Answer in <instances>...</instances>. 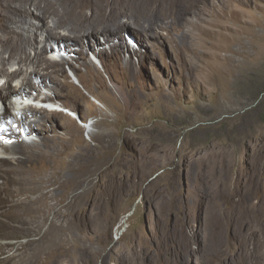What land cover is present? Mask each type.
Segmentation results:
<instances>
[{"label": "rangeland", "instance_id": "1", "mask_svg": "<svg viewBox=\"0 0 264 264\" xmlns=\"http://www.w3.org/2000/svg\"><path fill=\"white\" fill-rule=\"evenodd\" d=\"M116 1L128 12L174 20V25L161 36L153 35L158 28L148 36L129 25L113 42L98 34L95 46L80 45L93 69L64 53L60 58L67 59L68 79L59 95L49 87L60 83L55 75L44 84L33 78L35 88L27 93L53 95L73 116L58 112L45 130L26 126L28 141L38 138L33 153L41 155L23 166L24 187L32 198L25 210L45 191L29 190L46 178L45 171L32 172L43 165L42 155H49L45 163L60 177L52 188L57 209L43 221L30 213L15 218L12 214L23 207L6 198L2 219L14 224L9 232L18 233L6 243L31 248L6 263L264 264V254L247 252L250 228L241 227L239 235L225 232L221 246L211 248L217 228L200 229L198 217L208 211L205 222L213 221L209 214L217 203L223 210L243 207L248 195L236 196L228 185L235 190L244 174L264 163V0H129L137 4L133 10L128 0L106 3ZM6 103L16 120L11 131L6 119L16 144L22 139L17 132L24 129L9 99ZM81 140L92 149L85 158ZM108 182L118 199L105 189ZM257 183L253 199L264 200V181ZM82 206L87 215L81 214ZM38 207L44 210L47 204L40 200ZM12 220H23L24 230Z\"/></svg>", "mask_w": 264, "mask_h": 264}, {"label": "bare ground", "instance_id": "2", "mask_svg": "<svg viewBox=\"0 0 264 264\" xmlns=\"http://www.w3.org/2000/svg\"><path fill=\"white\" fill-rule=\"evenodd\" d=\"M106 1L0 0V111L4 112L3 115L0 116V128H5V130L0 131V147H2V149L4 147L6 151H9V153L4 152L8 155H4L0 150V179H2V183H0V264H7L6 261L16 258L19 253H30L28 251L31 250L28 244L16 245L11 242L6 243V240L12 241L13 239L17 238L16 236L18 234L15 231L9 232L8 230L11 229L14 224L12 222H9V224H7L6 219H2L3 215L6 216V198L8 199V204L11 203L12 206L14 205L23 207L21 211L12 214L15 216V218H19L23 214L30 213L31 215L39 214L38 216H40V219H42L43 221L47 219V216L50 213L56 211L57 209V205H55L52 195V188L56 185V183H58L60 177L55 174V172L53 173L52 171H50L49 166H47V164L45 163L46 160H48L49 155H42L40 160H42L43 165L41 167L32 168V172L38 174L39 172L42 173L45 171L47 172L46 178L37 179L36 185L32 186L29 190L40 191L43 188L45 191L42 193L41 197L37 199V205H35L33 208L29 207L27 211L25 210L27 201L31 200L32 198L30 194L27 193L28 191L24 187V185H26L28 181L24 178V174L26 173V171L24 170L23 166L26 164L28 165L30 162L33 163L35 157H38L37 155H39L33 153L35 148H38L36 147L37 143H35L38 138H33V140L28 141V138L30 139V135L28 134V130H26V126L31 128L32 130H45L47 123L54 119V117L59 116V113L56 111H47L43 108L34 106L29 103L30 97H32V95L30 92L27 93V90L28 88H35L33 78L38 79V84H44L46 82L50 83V75H55V78L58 79L61 84L53 81V83H51L49 87L50 90L53 91V93L59 95L63 91L62 85H64L66 79H68V75L66 74V70L64 67L65 64H68L67 59L60 58V56H63L64 53H69L73 58H76L77 60L84 59L85 62H82L83 64L81 65H86L89 68L93 69L94 67L92 61H89L86 57V52L88 51L82 49L80 45L90 46L92 45L91 43H94L95 46V40L98 34L105 33L109 38L108 41L113 42V38L116 36V34L120 33L123 29L128 28L129 25L138 26L139 28L136 29H139V32L145 33L148 36L151 35V32L154 33V29L156 28H158V30L156 29L157 31L153 35L161 36L164 31L170 30V28L173 27L172 25H174V20L172 22L169 21V19L161 20V17L160 19L153 17L146 18L141 13L137 14L133 10L134 8H138L136 7L137 4H134L132 1L128 0L127 2L128 6L133 10V12H128L126 11V9L124 10L120 6V4H117V1L116 4L113 5L106 3ZM173 15L170 16V18L173 17ZM104 23H106L107 26H103L100 29V26H102V24ZM111 27H113V29H111ZM117 28L119 29L117 30ZM65 42L68 43V46L65 45L64 48L62 47V45ZM51 43L53 44V46H51ZM66 48H68V50H66ZM15 65H18V68L11 69V67L13 68ZM4 78L7 80H5V83H2L4 81ZM43 90L44 88L42 89V91ZM77 93L80 94V92L78 91ZM34 96H36V98H34L32 102L36 103L38 100L37 97L40 96V94L37 93ZM45 97L51 100H56L53 95L50 94H46ZM8 99L13 106V113L18 118L17 123L18 127H20L19 129H24L22 132H17L18 134L22 135V139L16 144H14V141L12 140L14 137H9L7 129L9 126L8 122L6 121L7 118L11 120L9 122L11 131H13L14 128H17V126L14 125L16 124V120L13 118L12 121V117L10 118V114H12V112L8 111L9 107H7L8 104L6 103ZM71 108H78V104L72 105ZM71 111L73 112V110ZM26 136H28V138H26ZM97 137H99V135L95 136V138ZM54 138L61 139L57 137ZM45 139L41 140V142L43 141L42 147H45ZM79 143L82 147L81 156L85 158L87 155H90L92 151L90 145L84 144L83 140L79 141ZM99 144L100 146L102 145L101 142ZM221 180L222 179L218 181V185H220L219 183H221ZM261 181H264V163L258 165L255 170L244 174L243 179L239 181L241 183L235 190L231 188L230 184L228 185L230 187V191L236 194V196H239L242 193H246L248 195V198L250 199L243 203V207L240 206L234 208L229 205L226 210H223L218 206V203L215 207L212 205L214 208H211L212 211L209 215L214 220H211L209 222H207V220L205 222L206 213L208 211L206 213H199L198 217L201 218L200 222L202 223L200 229L208 228V225L209 227L217 228L215 230L213 229L214 232L210 230L211 232H213L214 236L211 243L213 247L211 248H217L221 246V240L222 238H224L225 232L229 234H232L233 232V235L234 233L239 235L241 234V227L243 229L244 226H247L252 231V239H249L250 237L246 236L248 254L255 257L257 253L264 254V200L258 195L256 200L253 199V191L257 190H253V186L256 182H258L257 184H259ZM113 186L114 183L112 184L108 182L105 184V189L108 192L112 191L109 194L112 193L111 196H114V198L116 199V188H114ZM257 187L259 186L257 185ZM103 194L105 195V193ZM256 194H258V192H256ZM12 198L18 199L10 200ZM99 198L100 197L95 198V203L100 206L101 200ZM40 200L47 204V209L45 208L44 210H42L40 207H38V201ZM81 214L87 215L85 206H82ZM66 216L68 218H72L67 213L63 214V217ZM249 217L253 222H247V219ZM207 218L209 219V217ZM12 221L20 222L21 228L24 230L25 224L23 220ZM211 222L213 224L212 226ZM6 225L9 226L6 228ZM202 233L200 235H202ZM240 242L242 241L240 240ZM10 252L13 253L10 254ZM210 254H212V256L216 255L212 252H210Z\"/></svg>", "mask_w": 264, "mask_h": 264}, {"label": "clouds", "instance_id": "3", "mask_svg": "<svg viewBox=\"0 0 264 264\" xmlns=\"http://www.w3.org/2000/svg\"><path fill=\"white\" fill-rule=\"evenodd\" d=\"M45 95L43 94V95L38 96V98H37L38 99L37 100V104H35V106H38L40 108H43V109H45L47 111H56V112H59V113L60 112L61 113H67V114L73 116V113H72L71 109L67 108L63 104L62 105H59L58 104V101L48 99L47 97H45ZM34 98H36V96L30 97L29 103H33L32 101H33ZM83 125L84 126H87L85 123Z\"/></svg>", "mask_w": 264, "mask_h": 264}]
</instances>
